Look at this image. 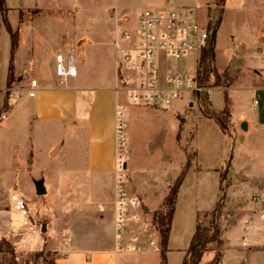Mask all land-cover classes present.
<instances>
[{"label": "rangeland", "instance_id": "rangeland-1", "mask_svg": "<svg viewBox=\"0 0 264 264\" xmlns=\"http://www.w3.org/2000/svg\"><path fill=\"white\" fill-rule=\"evenodd\" d=\"M227 1L216 32V63L223 66L224 52L247 42L251 49L243 62L248 65L251 58L258 59L259 51L255 47L258 16L251 0ZM107 4L117 7L128 20L125 22L121 16L118 20L114 18V7L104 10L101 19L99 10ZM183 7L192 8L198 22L209 27L215 23L220 9L216 0H5L6 12L0 11L2 64L7 69L10 53L5 24L8 19L15 25L17 15L20 22L44 15L42 30L92 38V43L85 46L90 59L86 72L88 82L99 80L113 85L119 72L123 90L131 73L119 67L120 53L109 41L111 29L116 23L121 28L133 29L140 13L147 8ZM241 53L239 48L238 55ZM199 55L194 52L181 61L170 60L166 66L178 67L195 77ZM76 62L80 64L78 55ZM242 68L241 63L232 59L227 68L231 88L214 86L216 76L210 75L209 81L202 84L204 89L199 98L196 92L186 91L164 109L136 107L128 101L121 116L130 168L126 174L128 178L130 175L133 188L142 190L155 181L153 188L162 197L163 187L190 164L174 205L171 233L176 243L183 246L191 239L198 222L205 228L215 225L219 232L207 250L216 255L214 260L222 256L225 238L232 237L238 249H245L241 247L243 235L251 233L238 227L244 219L249 220L247 226L257 218L264 221V134L244 130L228 116L224 117L226 128L222 127L226 134L213 120H199L201 114L207 117L206 112L224 110L225 90L229 109L235 117L241 109L258 108L254 103L258 94L249 83V75H255L256 71L250 69L248 75ZM0 83H5L3 73ZM9 92L0 90V108L5 105L7 108L0 123L4 114L8 116L5 125H0V240L6 238L10 244L0 246V264H53L60 255L55 249L71 238L74 230L93 227L97 221L103 230L108 227L111 233V177L107 176L108 181L105 178L106 184L101 188L99 176L88 174L82 132L56 122H33L28 118L27 108L10 109ZM195 123L199 134L197 143ZM246 134L248 137L241 139ZM196 150L204 165L202 170L196 167ZM41 179L47 192L40 195L36 182ZM164 209L167 210L166 205ZM214 234L213 230L208 233ZM259 237H264V227L260 228ZM209 256L206 254L205 261ZM243 260L244 264L252 263L246 256ZM258 264H264V251L258 253Z\"/></svg>", "mask_w": 264, "mask_h": 264}, {"label": "crops", "instance_id": "crops-1", "mask_svg": "<svg viewBox=\"0 0 264 264\" xmlns=\"http://www.w3.org/2000/svg\"><path fill=\"white\" fill-rule=\"evenodd\" d=\"M227 2L226 0L224 12ZM251 5L258 16L255 33L257 36L255 47L259 51L258 59L251 58L248 65H245L243 59L248 56L251 46L247 42H241L238 46V49L241 48V55H238L236 46L233 49H227L223 54L226 59L223 66H217V55L214 51V66L218 71L222 72L231 66V61L234 59L235 62L243 65L242 71H245L244 74L247 73L249 75L250 69L256 71L255 75H249V83L251 84V88L258 94V99L254 101L255 104H258V108L256 109L252 106L250 110L241 109L237 117L232 114V109H230V119L233 122H239L240 125L242 122H247L249 131H257L260 134H264V58L262 57L264 54V0H251ZM108 7H114L113 9H116L114 18L117 20L119 16L124 18L117 7L107 4L99 10L101 12V19L104 17L103 11L108 9ZM110 13L111 10L109 11ZM43 16H31L28 20L25 18L20 22L19 15H17L15 25L8 19L12 30H19L20 45L16 50L13 60L16 79L12 87L8 88L7 78L11 59V36L6 27L10 56L6 69V66L4 63L2 64L1 60L0 41V74L3 73L5 78V83L3 85L0 83V90L2 92H11H9L11 96L10 109L15 111L19 107L27 108L28 118L33 122H56L64 127L66 125L72 126L77 133L82 132L86 140L85 149L88 174L90 176H99L98 183L101 188L106 184V179L107 181L110 179L107 176L111 177L110 182L112 183L111 190L109 189L111 196L109 206L110 223L112 225L111 233L108 227L103 230L97 221L93 227L84 226L82 229L74 230L71 238L62 241L59 247L55 249L60 255L55 257L53 264H162L159 233L157 247H153L149 244L150 234L142 232L140 225L131 220L128 223L121 243L116 236L114 207L116 199L117 108L118 105L123 106L122 112L124 114L127 103L130 101L125 91L120 88L121 79L119 72L113 85L99 80L88 82L86 80V72L90 59L85 46L92 43V38L80 34L68 37L65 34H59L48 29L42 30L41 28L44 26L43 22L45 21ZM117 24L115 27L119 26ZM114 28L111 29V33ZM109 41L115 46V51L118 53L113 37ZM80 42H82L81 45ZM70 50L76 52V58L77 55L80 57V64H77L78 74L75 77L63 80L55 73L56 54L60 52L66 53ZM34 79L37 80L36 87H32V80ZM14 85H20L22 87H16ZM231 87L230 85L229 88ZM30 89L36 91L34 96L29 95L28 91ZM133 105L136 107H147L146 105L135 103ZM151 108L162 109L163 107L152 106ZM7 117L4 114V120L0 123L1 126L5 125ZM199 120L201 122L213 120L217 124L216 127L223 132L222 127L215 119L201 114ZM195 126L197 143L199 136V134L197 135V123H195ZM181 127L182 123L180 124ZM247 137L246 134L244 138ZM126 160L128 172L130 168L127 155ZM196 167L200 170L204 169L203 163L199 160L198 151L196 153ZM216 169L219 168L217 167L214 170ZM177 178L178 176L171 178L166 188L163 187L161 197L160 193L156 192L153 188L154 185H152V182L156 183L155 181H152L150 183L151 185L149 184L145 189H136L135 187L133 188L129 175V190L133 195L139 197L148 208L147 211L145 210L148 219H152V214L155 211L164 209L166 199L173 186L172 182H175ZM247 221L249 220L244 219L238 225V227H243L245 232L251 233L250 236L243 235L241 247L245 249H238L233 244L232 237L225 238L226 248L217 264H244L243 256L251 260V264H258V253L264 251V237L258 238V234L260 233V228L264 227V221L257 218L253 221L251 220L248 226ZM171 230L168 241L167 264H182L187 256V251L196 228L192 233L191 239L187 243H184L183 246L176 243ZM244 241L246 242L245 245L243 244ZM208 253L210 256L205 261V256ZM215 257L216 255L212 254L211 251H206L200 264H212Z\"/></svg>", "mask_w": 264, "mask_h": 264}, {"label": "built area", "instance_id": "built-area-1", "mask_svg": "<svg viewBox=\"0 0 264 264\" xmlns=\"http://www.w3.org/2000/svg\"><path fill=\"white\" fill-rule=\"evenodd\" d=\"M127 20L128 17H124V21ZM112 37L120 53V66L131 73L123 90L132 103L165 108L186 91L196 92L200 97L204 87L197 83V74L191 77L178 67L166 66L168 61H181L194 52H199V61L202 51L212 44L213 29L201 25L192 8H147L140 13L133 29L117 26L112 31ZM124 42L127 43L124 45ZM55 73L63 80L77 76L74 50L56 54ZM36 86L37 80L34 79L32 87ZM28 93L34 96L36 91L30 89ZM122 111L123 106L118 105L114 207L116 236L121 243L132 220L140 225L142 232L150 234L149 244L157 247V228L152 219L146 217L143 201L129 190Z\"/></svg>", "mask_w": 264, "mask_h": 264}, {"label": "trees", "instance_id": "trees-1", "mask_svg": "<svg viewBox=\"0 0 264 264\" xmlns=\"http://www.w3.org/2000/svg\"><path fill=\"white\" fill-rule=\"evenodd\" d=\"M225 3L226 0H216V5L220 7L219 15L213 26H210L213 29L212 44L210 45V47L202 51L197 66V83L199 85L207 83L209 81L210 75L216 76V82L214 86L227 88L231 85L228 70L226 69L222 73H219L217 68L214 66V46H215L216 32L218 26L222 21V15L224 12ZM0 11L6 12L5 0H0ZM209 11H211L210 6H209ZM6 27L11 36V59H10L9 74L7 78V87L11 88L16 79L13 60L16 50L20 45V38H19V30L13 31L8 21L6 22ZM225 92H226V106L224 110H222L220 113H216L214 111L205 113L207 117L215 119V121L221 127L224 128H226L224 117L227 116L230 117V109H229L230 100L228 97L227 90H225ZM5 106H3L4 108H0V117L5 111H7V108ZM189 165L190 164L188 163L184 166L180 175L176 179L174 185L170 189L169 195L166 199L167 210L166 209L157 210L152 214V222L155 224L160 236V251L162 256V264H167L168 241L170 237L171 224L174 216V210H175L174 205L178 196L179 188L182 185L187 172L189 171ZM211 230H213L215 234L209 236L208 233ZM218 232L219 229H217L215 225H212V228H208V227L205 228L202 227L200 222H198L190 247L187 251V256L185 257L182 264H200L204 253L208 250V244L216 239V235L218 234ZM2 245L10 246L6 238H2L0 240V246ZM220 257L221 256H218L216 260H213L212 264H217L218 261L220 260Z\"/></svg>", "mask_w": 264, "mask_h": 264}, {"label": "water", "instance_id": "water-1", "mask_svg": "<svg viewBox=\"0 0 264 264\" xmlns=\"http://www.w3.org/2000/svg\"><path fill=\"white\" fill-rule=\"evenodd\" d=\"M192 105V104H191ZM242 129L246 130L247 129V122H242L241 124ZM241 139H244V136L241 137ZM36 188H37V193L38 194H45L47 192L45 185H44V180L41 179L36 182ZM144 209L147 211L148 208L144 205Z\"/></svg>", "mask_w": 264, "mask_h": 264}]
</instances>
